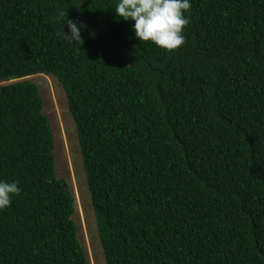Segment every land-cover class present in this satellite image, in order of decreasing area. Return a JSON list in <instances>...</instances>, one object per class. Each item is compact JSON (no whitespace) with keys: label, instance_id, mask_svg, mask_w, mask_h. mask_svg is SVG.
<instances>
[{"label":"trees","instance_id":"obj_1","mask_svg":"<svg viewBox=\"0 0 264 264\" xmlns=\"http://www.w3.org/2000/svg\"><path fill=\"white\" fill-rule=\"evenodd\" d=\"M117 2L0 0V180L21 188L0 264H90L35 75L64 91L105 264H264V0H191L172 52Z\"/></svg>","mask_w":264,"mask_h":264},{"label":"rangeland","instance_id":"obj_2","mask_svg":"<svg viewBox=\"0 0 264 264\" xmlns=\"http://www.w3.org/2000/svg\"><path fill=\"white\" fill-rule=\"evenodd\" d=\"M40 91L43 111L48 117L54 135L55 173L70 185L75 198L73 220L78 227V237L86 249L90 264H105L98 239L75 122L68 110L67 100L60 84L52 76L29 77Z\"/></svg>","mask_w":264,"mask_h":264},{"label":"clouds","instance_id":"obj_3","mask_svg":"<svg viewBox=\"0 0 264 264\" xmlns=\"http://www.w3.org/2000/svg\"><path fill=\"white\" fill-rule=\"evenodd\" d=\"M191 0H118L114 9L115 19L134 21L132 32L139 43H151L165 52L179 50L186 42L184 30L189 23L187 13ZM63 21L70 34L63 37L70 42L82 41L83 24L67 19L64 12L57 17ZM21 188L16 181L0 180V211L9 208Z\"/></svg>","mask_w":264,"mask_h":264}]
</instances>
